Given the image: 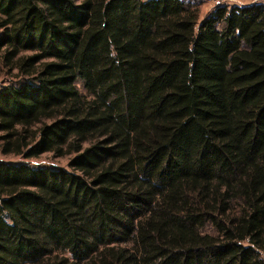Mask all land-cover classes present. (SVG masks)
Here are the masks:
<instances>
[{
  "label": "trees",
  "instance_id": "16d2710c",
  "mask_svg": "<svg viewBox=\"0 0 264 264\" xmlns=\"http://www.w3.org/2000/svg\"><path fill=\"white\" fill-rule=\"evenodd\" d=\"M0 0V264H264V3Z\"/></svg>",
  "mask_w": 264,
  "mask_h": 264
},
{
  "label": "rangeland",
  "instance_id": "374dc122",
  "mask_svg": "<svg viewBox=\"0 0 264 264\" xmlns=\"http://www.w3.org/2000/svg\"><path fill=\"white\" fill-rule=\"evenodd\" d=\"M200 4V15H199V23L207 16L214 7L218 4L216 0H197ZM256 2L264 3V0H225L223 3L230 6H243L248 5ZM13 82V80L4 75L3 73L0 74V89L6 86L7 84ZM0 162H5L8 164L18 165V164H28L32 168H41V167H51V168H66L67 160L65 159H57L53 160L50 158L49 155H44L38 159H30L25 160L21 157H4L0 156Z\"/></svg>",
  "mask_w": 264,
  "mask_h": 264
},
{
  "label": "built area",
  "instance_id": "2783aa9c",
  "mask_svg": "<svg viewBox=\"0 0 264 264\" xmlns=\"http://www.w3.org/2000/svg\"><path fill=\"white\" fill-rule=\"evenodd\" d=\"M225 0H216V3L218 4V5H223Z\"/></svg>",
  "mask_w": 264,
  "mask_h": 264
}]
</instances>
